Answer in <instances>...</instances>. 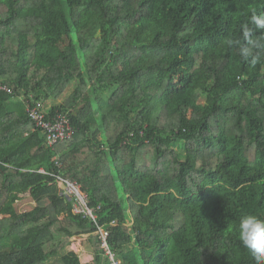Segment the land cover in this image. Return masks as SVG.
Masks as SVG:
<instances>
[{
    "label": "trees",
    "instance_id": "obj_1",
    "mask_svg": "<svg viewBox=\"0 0 264 264\" xmlns=\"http://www.w3.org/2000/svg\"><path fill=\"white\" fill-rule=\"evenodd\" d=\"M0 82V264H108L97 225L121 264H264V0H0Z\"/></svg>",
    "mask_w": 264,
    "mask_h": 264
},
{
    "label": "built area",
    "instance_id": "obj_2",
    "mask_svg": "<svg viewBox=\"0 0 264 264\" xmlns=\"http://www.w3.org/2000/svg\"><path fill=\"white\" fill-rule=\"evenodd\" d=\"M0 90L11 93V90L1 82ZM25 107L34 126L42 130L47 146H52L71 135L73 129L67 114L57 113L53 118L48 119L41 101H27V106ZM57 165L59 166L60 164L57 163ZM39 172L46 173L42 168L39 169ZM52 176L60 188L61 195L71 201L72 211L76 214L89 217L93 222H96V211L99 207L88 206V196L81 189L80 185L75 181L65 178L61 174H52ZM112 224H114V222H112ZM127 225L133 226L132 222H129ZM94 233L100 241V247L103 250V254L107 257L108 264H121L108 243L109 231L105 227L97 225V230Z\"/></svg>",
    "mask_w": 264,
    "mask_h": 264
},
{
    "label": "rangeland",
    "instance_id": "obj_3",
    "mask_svg": "<svg viewBox=\"0 0 264 264\" xmlns=\"http://www.w3.org/2000/svg\"><path fill=\"white\" fill-rule=\"evenodd\" d=\"M84 87L82 84H79L78 82H73L71 83L69 86L66 87V89L64 90L63 94L57 99V100H49V106L51 104H57V103H61L63 105L66 106H71L72 103H74V101L82 94V92L84 91ZM141 91H136L135 95L133 96L132 100H137L138 97L141 95ZM47 104V101L44 102V104ZM45 104V105H46ZM44 105V106H45ZM47 106V105H46ZM35 205L34 201L31 199L30 196L28 195H23L20 199L19 202H15L14 207L15 210L17 212L20 211H26L30 208H33ZM85 235H78V238H76L77 236L72 238V243L76 244L75 246H77L78 242L82 241V245L88 250V253H90L92 250V239L87 238H83ZM86 237V236H85ZM89 239V240H88ZM79 247V246H77Z\"/></svg>",
    "mask_w": 264,
    "mask_h": 264
},
{
    "label": "crops",
    "instance_id": "obj_4",
    "mask_svg": "<svg viewBox=\"0 0 264 264\" xmlns=\"http://www.w3.org/2000/svg\"><path fill=\"white\" fill-rule=\"evenodd\" d=\"M46 105H48L49 106V100H48V102H47V104ZM26 106H27V104H26ZM25 110H26V107H25ZM43 169V168H42ZM79 184V183H78ZM80 185V184H79ZM81 187V186H80ZM23 195H27V194H23ZM22 195V196H23ZM21 196V197H22ZM29 196V195H28ZM16 202H19V200L18 201H16ZM82 235H85L83 238H89L90 239V237L88 236V234H82ZM80 236V235H79ZM76 238H78V236L76 237ZM88 239V240H89ZM76 244H73V243H71V247L73 248V250L75 251V252H77L78 253V256H79V259H80V261L82 262V263H86V262H91L92 260H93V252H92V250H89V251H91L90 253H88V250L82 245V241L80 242H78V244H77V246H79V247H77V246H75Z\"/></svg>",
    "mask_w": 264,
    "mask_h": 264
}]
</instances>
